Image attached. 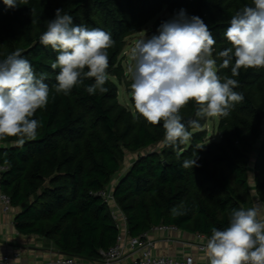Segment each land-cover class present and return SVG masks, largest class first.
Segmentation results:
<instances>
[{
  "label": "trees",
  "instance_id": "16d2710c",
  "mask_svg": "<svg viewBox=\"0 0 264 264\" xmlns=\"http://www.w3.org/2000/svg\"><path fill=\"white\" fill-rule=\"evenodd\" d=\"M251 2L29 0L27 5L10 8L0 0V60L19 49L37 75L47 74L45 83L50 88L48 105L33 117L42 124L37 138L22 148L13 146L15 138L0 141V164L6 166L0 175V192L18 208L16 230L48 240L59 254L98 260L99 250L113 245L118 234L109 206L98 194L112 185L128 235L165 224L208 239L213 227L228 226L234 208L254 206L247 182L253 149V189L264 203V68L241 69L233 77L239 82L235 91L244 100L227 117L216 118L218 138L208 137L205 125L213 118H197L194 102L182 109L185 123L199 119L201 127L189 128L191 141L178 148L163 145L162 123L153 126L142 117L134 119L133 101L131 109L120 104L113 81L124 77L119 56L126 38L150 20L159 27L164 22L158 18L162 11L175 17L183 9L188 17H200L213 33L219 52L230 46L223 34L231 17ZM56 9L71 15L74 25L111 33L115 43L108 49L106 93L88 94L85 89L92 80L74 87L67 96L55 92L59 69L53 70L51 63L57 53L39 38ZM219 74L231 76V68ZM126 152L137 155L114 179ZM186 158H195L197 166L182 167ZM25 200L26 209L20 210ZM173 208L184 214L174 215Z\"/></svg>",
  "mask_w": 264,
  "mask_h": 264
},
{
  "label": "clouds",
  "instance_id": "9594fccd",
  "mask_svg": "<svg viewBox=\"0 0 264 264\" xmlns=\"http://www.w3.org/2000/svg\"><path fill=\"white\" fill-rule=\"evenodd\" d=\"M3 3L16 8L29 0ZM157 31L158 35L147 39L144 35L132 47L125 75L131 79L134 119L142 117L153 126L162 123L163 145L178 148L191 141L189 128L201 127L199 119L185 123L182 109L194 102L197 118L227 117L244 100L235 91L239 82L233 77L241 69L264 68V0H252L235 12L223 34L230 46L219 52L208 25L198 16L188 17L183 9ZM39 42L57 53L51 63L53 70L59 69L57 94L67 96L86 80L93 81L86 86L88 94L108 91V49L115 43L111 33L74 25L71 15L56 9ZM229 67L231 76L219 74ZM46 76L37 75L19 49L0 60V141L15 138L13 146L22 148L37 138L42 124L33 117L50 99ZM195 166V158L182 164L186 169ZM172 212L184 214L176 208ZM204 251L208 264H264V206L234 208L226 228H212Z\"/></svg>",
  "mask_w": 264,
  "mask_h": 264
},
{
  "label": "built area",
  "instance_id": "2783aa9c",
  "mask_svg": "<svg viewBox=\"0 0 264 264\" xmlns=\"http://www.w3.org/2000/svg\"><path fill=\"white\" fill-rule=\"evenodd\" d=\"M6 170V166L0 164V175ZM98 194L109 206L110 215L116 222L118 234L113 245L106 250H99L98 260H84L65 254H57L54 257L38 262L36 264H208L207 259L195 257L191 252L181 256L157 255L154 251L155 242L150 232L156 231L164 235L173 234L179 229L172 225L158 224L152 226L148 231L136 236L127 233L125 216L116 206L112 197V185ZM0 201L5 209L10 207L8 195L0 193ZM197 241L191 244L198 253H204L207 239L203 235L196 234ZM0 264H23L17 260V254L3 255Z\"/></svg>",
  "mask_w": 264,
  "mask_h": 264
},
{
  "label": "crops",
  "instance_id": "0c3cea01",
  "mask_svg": "<svg viewBox=\"0 0 264 264\" xmlns=\"http://www.w3.org/2000/svg\"><path fill=\"white\" fill-rule=\"evenodd\" d=\"M254 205L264 206V203L254 199ZM17 212L18 208L11 205L5 209L0 201V257L16 253L20 263L36 264L59 254L48 240L36 235L19 233L14 226V216ZM150 236L155 242L154 251L157 255L181 256L191 252L195 257L207 259L205 252L198 253L191 246L197 241L196 234L179 230L176 233L164 235L153 231L150 232Z\"/></svg>",
  "mask_w": 264,
  "mask_h": 264
},
{
  "label": "rangeland",
  "instance_id": "374dc122",
  "mask_svg": "<svg viewBox=\"0 0 264 264\" xmlns=\"http://www.w3.org/2000/svg\"><path fill=\"white\" fill-rule=\"evenodd\" d=\"M158 18H160L161 20L165 21H169L171 19L174 18V16L168 14L166 11H162L160 14H158ZM163 23V22H162ZM161 23V24H162ZM160 24V25H161ZM159 25V27H160ZM155 26V20H150L145 26H143L141 28V30L129 37L126 38L125 40V46L122 50V52L120 53L119 56V60L121 63V66L124 70V77L123 80L121 82L115 80L113 78V81L116 83L117 85V89H118V102L120 104H122L123 106H126L128 108H132L131 107V96H130V83H131V79L130 77L125 75L126 72V68L128 63H130V53H131V49L132 47L135 45V43L139 40L142 39L145 35V38H151L153 35H158V28ZM217 123V119L213 118V120H208L206 122L205 128L208 131V137H213V138H218L219 134L217 133L216 129H215V125ZM152 148H147L146 150H151ZM143 151L140 152V154ZM254 153H255V149L252 150L251 154H250V158H249V165H248V173H247V182H248V187L250 190V194L253 197V199H255V201H257V197L255 195L254 192V183H253V169H252V163H253V158H254ZM136 153H132V152H126L125 153V157L121 163V168L120 171L117 175L114 176V179L119 176L131 163V161L133 160V158L136 156ZM112 183V182H111Z\"/></svg>",
  "mask_w": 264,
  "mask_h": 264
},
{
  "label": "water",
  "instance_id": "95a60500",
  "mask_svg": "<svg viewBox=\"0 0 264 264\" xmlns=\"http://www.w3.org/2000/svg\"><path fill=\"white\" fill-rule=\"evenodd\" d=\"M26 204H27V201L25 200L24 202H22V203L20 204L19 209H20V210H25V209H26Z\"/></svg>",
  "mask_w": 264,
  "mask_h": 264
}]
</instances>
